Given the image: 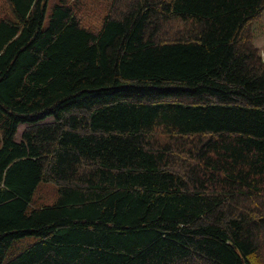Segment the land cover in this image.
<instances>
[{"label": "trees", "instance_id": "obj_1", "mask_svg": "<svg viewBox=\"0 0 264 264\" xmlns=\"http://www.w3.org/2000/svg\"><path fill=\"white\" fill-rule=\"evenodd\" d=\"M5 1L0 264H264V0Z\"/></svg>", "mask_w": 264, "mask_h": 264}, {"label": "rangeland", "instance_id": "obj_2", "mask_svg": "<svg viewBox=\"0 0 264 264\" xmlns=\"http://www.w3.org/2000/svg\"><path fill=\"white\" fill-rule=\"evenodd\" d=\"M83 1V7L78 13L81 23L84 27L90 28L95 31L100 27L102 19L107 13L108 6L110 4L109 0H78V2ZM52 3L57 2V0H51ZM77 2V5H78ZM89 6L94 8V12L90 11ZM8 6L5 0H0V16L7 15ZM47 18L45 20V24ZM254 35V45L259 50L261 57H264V13L261 15L260 20L253 27ZM24 126L18 127L17 134L15 137L16 141H20V136ZM56 188L52 184L41 183L35 193L32 206L38 207L44 204L52 203L56 198ZM36 241L33 237H26L18 240L14 243L13 247L10 249L9 254L13 256L23 250L27 245L32 244Z\"/></svg>", "mask_w": 264, "mask_h": 264}]
</instances>
